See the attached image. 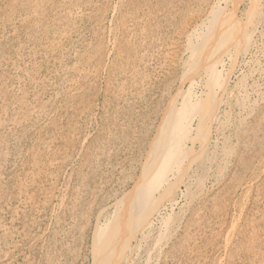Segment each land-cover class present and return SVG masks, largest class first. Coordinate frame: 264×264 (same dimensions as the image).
<instances>
[{"label":"rangeland","instance_id":"374dc122","mask_svg":"<svg viewBox=\"0 0 264 264\" xmlns=\"http://www.w3.org/2000/svg\"><path fill=\"white\" fill-rule=\"evenodd\" d=\"M254 2L0 0V264H108L95 231L119 221L127 198L139 208L125 210L120 245L103 240L111 264H264V0ZM213 9L234 19L223 46L215 26L202 36ZM202 40L217 47L222 84L208 97V142L193 130L184 149L201 157L169 186L144 180L165 116L215 82Z\"/></svg>","mask_w":264,"mask_h":264},{"label":"bare ground","instance_id":"6f19581e","mask_svg":"<svg viewBox=\"0 0 264 264\" xmlns=\"http://www.w3.org/2000/svg\"><path fill=\"white\" fill-rule=\"evenodd\" d=\"M45 2V1H44ZM238 2V1H237ZM250 3L255 6V2L254 0H250ZM21 4V3H20ZM200 4V3H199ZM17 5V4H16ZM237 5V3H236ZM34 9V8H33ZM39 10V9H38ZM40 11V10H39ZM232 13V12H231ZM230 13V16H231ZM63 14V13H62ZM212 18L211 20L208 22V30L207 33L202 35L204 38V41H206V37L210 34H212L213 32H210L211 28H213L215 26V30L216 31H220L221 30V34L218 33H213V35L219 36V38L221 39V43H218V45L220 44V46H223L225 44V40L228 38V35H230L233 27H234V19H229V15L228 17L225 15L220 14V11L218 10H212L211 12ZM37 16V15H36ZM147 18V17H146ZM36 19V18H35ZM229 19V20H228ZM67 20V19H66ZM6 21V20H5ZM10 22V21H9ZM132 22V21H131ZM221 22V24H220ZM220 24L218 26H216L217 24ZM128 24V23H127ZM258 26V25H257ZM39 29V28H38ZM220 29V30H219ZM142 31V30H141ZM41 33V32H40ZM142 33V32H141ZM202 34V33H200ZM246 34V33H245ZM152 35V34H151ZM225 36V37H224ZM130 37V36H129ZM244 38L246 36H243ZM211 38V37H210ZM213 38V37H212ZM218 38V37H217ZM209 39V38H208ZM248 39H245L243 46L245 45V43H247ZM57 41V40H56ZM203 41V40H202ZM201 41V42H202ZM203 41V43H200L198 45V48L201 49L200 51H202V63H204V68H212V78L213 80H215V82H211V84L208 85V92L206 95V99H198L196 98V96H194L192 94L191 91H188L184 96H182V100L180 102V104L174 108H172L167 116H165V120L162 121L161 125H160V130L158 132L157 138H152L155 141H151L153 143V145L151 146V150L150 154H149V160H148V165H145L144 169H142V173L145 175L144 177H142V179H152V178H156L157 180L160 181V184H165L167 183V185L169 184V182H167L169 179L167 178V175L169 173H171V171L178 169L179 170V166L183 163V162H189V165L192 163V161L194 159L197 158V160L201 157L202 154V150L201 152H199L198 154H192V152L189 151V149H184V145L185 142L191 141V139H193L194 134L192 135V131L194 130L196 133L197 137V141L198 144L200 145L199 147H204L207 142L208 139H206L203 136H200V134L202 133V129L204 128L205 124V120L206 117L205 115L209 114L210 117H215L216 113H217V108L216 106L214 108H212L211 111H206V107L209 103V96L210 93L213 94V90L215 87H222V84L219 85V82H217L218 80L216 79V65H217V61L218 58H216L215 56V49L217 48H213L207 51V49L205 50V48L202 50L201 46L203 44H205V42ZM210 41V39H209ZM217 42V41H216ZM143 43V42H142ZM210 43V42H209ZM215 43V42H214ZM216 44V43H215ZM214 44V45H215ZM189 45H191L189 43ZM188 45V46H189ZM207 45V44H206ZM213 45V46H214ZM216 46V45H215ZM242 46V45H241ZM240 46V47H241ZM58 47V46H56ZM132 47V46H131ZM192 47V46H191ZM206 47V46H203ZM211 47V46H209ZM188 50L190 47H187ZM197 48V50H199ZM191 51H196V49L194 48ZM199 51V52H200ZM241 51V50H240ZM198 52V53H199ZM122 53V52H121ZM120 53V54H121ZM197 53V54H198ZM141 54V53H140ZM122 55V54H121ZM212 58H211V56ZM122 57V56H121ZM125 57V56H124ZM209 57V58H208ZM126 58V57H125ZM198 59V58H197ZM121 61V60H120ZM200 61V60H199ZM7 62V61H6ZM80 62V61H79ZM198 62V61H196ZM201 62V61H200ZM85 64V63H84ZM195 66H199V67H195V68H200V65H196L199 64L198 63H194ZM11 65V64H10ZM14 66V65H13ZM87 70V69H86ZM190 70V68L188 69ZM187 70V71H188ZM16 71V70H15ZM193 71V70H192ZM262 72V71H261ZM79 73V72H78ZM139 73V72H138ZM190 73H192L190 71ZM19 74V73H18ZM86 74V73H85ZM91 74V73H90ZM186 74V73H185ZM135 75V74H134ZM191 75V74H189ZM189 75H188V79H189ZM16 76V75H15ZM78 76V75H77ZM118 76V75H117ZM120 76V75H119ZM123 76V75H122ZM260 76V75H259ZM83 77V76H82ZM193 77V76H192ZM215 77V78H214ZM8 80V79H7ZM190 80V79H189ZM188 80V81H189ZM38 81V80H37ZM124 81V80H123ZM186 81V80H183ZM182 81V82H183ZM117 82V81H116ZM94 83V82H93ZM120 83V82H119ZM122 83V82H121ZM184 83V82H183ZM190 83V82H189ZM237 84V83H236ZM131 85V84H130ZM240 85V83H239ZM246 87V86H245ZM2 88V87H0ZM243 88V87H242ZM224 89V88H223ZM222 89V91H223ZM1 92V91H0ZM39 92V91H38ZM32 94V93H31ZM134 94V93H133ZM203 94V93H202ZM224 94V93H223ZM222 94V95H223ZM241 94V93H240ZM179 95V94H178ZM196 95V94H195ZM118 96V95H117ZM228 96V95H227ZM241 96V95H240ZM31 97V96H30ZM177 97V96H176ZM10 99V98H9ZM15 99V98H14ZM177 99V98H176ZM239 101V100H238ZM237 101V102H238ZM87 102V101H86ZM174 102V101H173ZM177 102V101H176ZM236 102V101H235ZM32 105V104H31ZM174 105V104H173ZM172 107V106H171ZM170 107V108H171ZM40 110V109H39ZM18 112V111H17ZM104 112V111H103ZM238 112V111H237ZM32 115H34L32 113ZM242 116V115H241ZM37 117V116H36ZM53 117V116H52ZM106 118V117H105ZM216 118V117H215ZM197 120V125L196 127H193V122L194 120ZM31 120V119H30ZM109 120V118H108ZM107 121V120H106ZM108 123V122H107ZM116 124V123H115ZM77 125V124H76ZM18 126V125H17ZM104 128V127H103ZM54 129V128H53ZM57 129V128H56ZM162 130V131H161ZM57 131V130H56ZM157 133V132H156ZM116 134V133H115ZM75 138V137H74ZM223 139V138H222ZM28 142V141H27ZM150 143V142H149ZM102 144V143H101ZM125 145V144H124ZM86 146V145H85ZM93 146V145H92ZM112 146V145H111ZM110 146V147H111ZM63 148V147H62ZM228 148V147H227ZM49 149V147H48ZM109 149V148H108ZM205 149V148H203ZM225 149V148H224ZM81 150V149H80ZM148 150V149H147ZM42 151V148H41ZM22 152V151H21ZM38 152V151H37ZM65 152V151H64ZM40 153V152H39ZM42 153V152H41ZM86 153V152H85ZM62 155V154H61ZM35 156V155H34ZM68 156V155H67ZM147 156V155H146ZM54 157V156H53ZM83 158V157H81ZM89 158V157H88ZM205 158V157H204ZM146 159V158H145ZM40 160V159H39ZM195 160V161H197ZM42 161V160H41ZM44 161V160H43ZM144 161V160H143ZM50 162V161H49ZM31 163V162H30ZM113 163V162H112ZM194 163V162H193ZM204 163V162H203ZM44 164V163H43ZM55 164V163H53ZM187 165V164H186ZM202 165V164H201ZM40 166V165H39ZM45 166V165H44ZM51 166V165H50ZM49 166V167H50ZM53 166V165H52ZM143 166V165H142ZM205 166V165H204ZM191 167V166H190ZM51 168V167H50ZM89 168V167H88ZM185 169V168H184ZM183 169V170H184ZM188 169V167H187ZM34 170V169H32ZM186 170V169H185ZM264 170V169H263ZM45 171V170H44ZM49 171V170H48ZM54 171V170H53ZM176 171V170H175ZM43 172V171H42ZM47 172V171H45ZM183 172V171H182ZM181 172V173H182ZM188 172V171H187ZM30 173V172H28ZM180 173V174H181ZM38 174V173H37ZM49 174V173H48ZM46 174V175H48ZM31 175V174H30ZM41 175V174H40ZM50 175V174H49ZM25 176H29V175H25ZM56 176V175H55ZM138 176V175H137ZM46 177V176H45ZM52 177V176H51ZM259 177V176H258ZM32 178V177H31ZM30 178V179H31ZM36 178V177H35ZM48 178V177H47ZM53 178V177H52ZM34 179V178H33ZM50 179V177H49ZM180 179V178H179ZM178 179V180H179ZM28 180V179H27ZM26 180V181H27ZM40 180V179H39ZM47 180V179H46ZM51 180V179H50ZM181 180V179H180ZM179 180V181H180ZM31 181V180H30ZM34 181V180H33ZM36 181V180H35ZM43 181V180H42ZM25 182V181H23ZM40 182V181H39ZM171 182V181H170ZM238 182V181H237ZM36 183V182H35ZM142 180L139 184V186L142 184ZM175 183V182H174ZM173 183V184H174ZM3 184V183H2ZM17 184V183H16ZM26 184V182H25ZM29 184V183H28ZM33 184V183H32ZM247 183H245L246 185ZM21 185V184H20ZM24 185V183H23ZM176 185V184H174ZM252 185V184H251ZM15 186V185H14ZM33 186V185H32ZM55 186V185H54ZM138 186V187H139ZM169 186V185H168ZM20 187V186H19ZM29 187V186H28ZM175 187V186H174ZM18 188V187H16ZM22 188V187H21ZM27 188V186H26ZM176 188V187H175ZM20 189V188H19ZM39 189V188H38ZM164 189V188H163ZM250 189V188H249ZM173 186L170 185V188H168V191L171 192L173 191ZM248 190V189H247ZM35 191V190H34ZM78 191V190H77ZM167 191L168 194H171ZM21 192V191H20ZM42 192V191H41ZM45 192V191H44ZM32 193V192H31ZM78 193V192H77ZM24 194V193H23ZM35 194V193H34ZM38 194V193H37ZM47 194V193H46ZM246 194V193H245ZM21 195V194H20ZM30 195V194H29ZM42 195V194H41ZM28 196V195H27ZM17 197V196H16ZM33 197V196H32ZM50 197V196H49ZM28 199V198H27ZM23 200V199H22ZM19 202V201H18ZM244 202V201H243ZM27 204V203H26ZM30 204V203H29ZM121 208L118 209V217L119 221H124L125 223L122 225V223L120 222L119 225L117 224V218L115 220H113V222H110L105 226V228H96V236L95 239L98 242V248L95 249V257H100V256H106L105 259H107L106 261H108V264H111L114 259H115V255L113 254H108L107 253V249L103 248L102 242L103 240L109 236V239L112 238L113 240H118L119 245L123 239V236L125 235V233L128 231L130 225H131V221L130 220H125L124 218H127V213L125 210L128 209H136L137 205H135L134 200L129 201V199H125L123 201H121ZM134 204V205H133ZM27 206V205H26ZM244 206V205H243ZM31 207V206H30ZM72 207V206H71ZM38 208V207H37ZM139 208V206H138ZM137 208V209H138ZM121 209V211H120ZM45 210V209H44ZM123 210V211H122ZM243 210V209H242ZM69 212V211H68ZM133 213V212H132ZM70 217V216H69ZM115 218V217H114ZM65 219V218H64ZM116 221V224L118 225V227L115 229L113 227V225L115 226L116 224H114V222ZM162 221V220H161ZM168 224V223H167ZM97 229H103V231L101 230V233L99 234L100 230ZM115 230V231H114ZM126 231V232H125ZM200 235V234H199ZM161 239V238H160ZM227 242V241H226ZM226 244V243H225ZM227 245V244H226ZM225 250V249H224ZM225 253V251H224ZM219 262V261H218ZM221 264V263H220Z\"/></svg>","mask_w":264,"mask_h":264}]
</instances>
